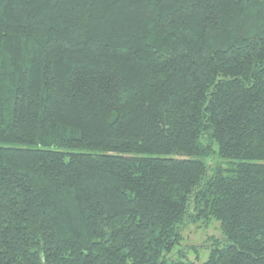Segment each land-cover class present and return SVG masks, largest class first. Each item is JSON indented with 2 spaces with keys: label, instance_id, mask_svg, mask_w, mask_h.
Segmentation results:
<instances>
[{
  "label": "trees",
  "instance_id": "obj_1",
  "mask_svg": "<svg viewBox=\"0 0 264 264\" xmlns=\"http://www.w3.org/2000/svg\"><path fill=\"white\" fill-rule=\"evenodd\" d=\"M0 264H264V0H0Z\"/></svg>",
  "mask_w": 264,
  "mask_h": 264
},
{
  "label": "rangeland",
  "instance_id": "obj_2",
  "mask_svg": "<svg viewBox=\"0 0 264 264\" xmlns=\"http://www.w3.org/2000/svg\"><path fill=\"white\" fill-rule=\"evenodd\" d=\"M213 233L218 234L219 229L218 230L210 229L207 231L204 227L202 228V227H198L197 225H191L187 229V231H185V233H184V235H185L184 245L191 247L194 244V245L199 247L200 251H202L201 256H200V260L198 261V263H201L208 258V253L204 252V247H200V246L203 243H204L203 246L206 245L205 243L209 242L207 237H209ZM211 242H213V240ZM192 258L196 259V255H194Z\"/></svg>",
  "mask_w": 264,
  "mask_h": 264
}]
</instances>
